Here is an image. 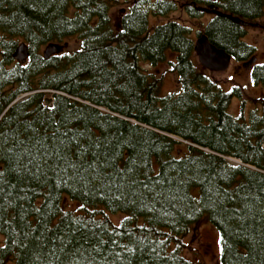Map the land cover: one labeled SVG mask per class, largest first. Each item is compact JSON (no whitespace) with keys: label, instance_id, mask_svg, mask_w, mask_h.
<instances>
[{"label":"trees","instance_id":"16d2710c","mask_svg":"<svg viewBox=\"0 0 264 264\" xmlns=\"http://www.w3.org/2000/svg\"><path fill=\"white\" fill-rule=\"evenodd\" d=\"M121 1L0 0V264H190L184 237L204 217L220 264H264V104L231 114L240 89L206 72L193 36L251 59L264 0H136L114 19ZM203 8L195 32L170 16ZM169 53L180 90L164 93L142 62ZM252 74L264 84V64Z\"/></svg>","mask_w":264,"mask_h":264},{"label":"rangeland","instance_id":"374dc122","mask_svg":"<svg viewBox=\"0 0 264 264\" xmlns=\"http://www.w3.org/2000/svg\"><path fill=\"white\" fill-rule=\"evenodd\" d=\"M134 1L136 0H131V2L122 0L117 5H114L112 8L113 18L115 19L118 17V15H120L122 11H125L129 4L133 3ZM205 8L201 9L203 10V15L198 19H189L185 11H173L170 13V16L173 18H179L180 16L183 17L193 26L195 32L196 29L203 28L210 21V19L213 18L215 11L204 10ZM162 20H164V18L155 19L151 16V21L154 22V24L159 23ZM193 36L196 38V40L198 39V36ZM244 40L247 43L255 46V53L252 55V57H257L255 63L259 65L264 64V15L247 27ZM66 41L67 42L59 43L62 45L61 52L76 48L77 41L75 38H68ZM21 43L22 42L19 44ZM45 48L46 46L42 48V53L44 52ZM174 59L175 55L173 53H169L168 59L157 65H151L150 63L142 62L143 68L148 73L163 77L164 93L178 92L180 90L178 76L171 71V64L169 62L170 60ZM243 63L245 62L238 61L232 56L230 65L226 70L211 72L208 68H204L206 69V72L210 74L216 82L220 83L224 89L230 90L233 87H238L240 89V95L235 96L233 100H231L229 112L234 116H238L243 111L245 118H247L255 109L260 112L263 108L264 84L255 82L252 74L253 72L250 68H238L239 66L243 65ZM229 160L232 162H238L235 158H230ZM63 206L65 209L76 212L80 208L78 202L67 196L64 197ZM110 217L114 221L118 222L122 219L123 215L121 213H113ZM184 241L186 244L184 254L189 259L190 264H220L219 233L208 218L204 217L199 222H197L189 234L184 237ZM9 264L13 263L10 262Z\"/></svg>","mask_w":264,"mask_h":264},{"label":"water","instance_id":"95a60500","mask_svg":"<svg viewBox=\"0 0 264 264\" xmlns=\"http://www.w3.org/2000/svg\"><path fill=\"white\" fill-rule=\"evenodd\" d=\"M235 21L244 24L246 22L242 21L239 18H234ZM195 53L199 63L208 68L211 72L218 70H226L231 62L232 55L222 48L216 47L213 43L210 42L206 34H202L195 41ZM62 50V45L58 43H50L46 45V48L43 52L46 58H49L52 55L60 53ZM29 57V46L27 43L23 42L18 45L15 52V58L18 61H25ZM257 60V57H252L249 61L243 63L245 68L251 67ZM53 101V98H47L46 103L49 105Z\"/></svg>","mask_w":264,"mask_h":264},{"label":"flooded vegetation","instance_id":"af4514ba","mask_svg":"<svg viewBox=\"0 0 264 264\" xmlns=\"http://www.w3.org/2000/svg\"><path fill=\"white\" fill-rule=\"evenodd\" d=\"M253 24V23H252ZM250 60V59H249ZM246 62V61H245ZM256 65H258L257 63H254L251 67H249L250 69H251V71L253 72V70H254V68H255V66ZM241 67H243V68H245L243 65H241V66H239L238 68H241Z\"/></svg>","mask_w":264,"mask_h":264},{"label":"bare ground","instance_id":"6f19581e","mask_svg":"<svg viewBox=\"0 0 264 264\" xmlns=\"http://www.w3.org/2000/svg\"><path fill=\"white\" fill-rule=\"evenodd\" d=\"M26 94V93H25Z\"/></svg>","mask_w":264,"mask_h":264}]
</instances>
